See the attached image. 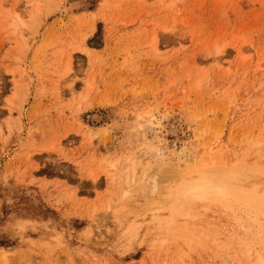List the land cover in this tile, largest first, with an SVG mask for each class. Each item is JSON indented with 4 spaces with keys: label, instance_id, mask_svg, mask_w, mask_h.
<instances>
[{
    "label": "rangeland",
    "instance_id": "obj_1",
    "mask_svg": "<svg viewBox=\"0 0 264 264\" xmlns=\"http://www.w3.org/2000/svg\"><path fill=\"white\" fill-rule=\"evenodd\" d=\"M236 185L264 200V0H0V264H260Z\"/></svg>",
    "mask_w": 264,
    "mask_h": 264
},
{
    "label": "bare ground",
    "instance_id": "obj_2",
    "mask_svg": "<svg viewBox=\"0 0 264 264\" xmlns=\"http://www.w3.org/2000/svg\"><path fill=\"white\" fill-rule=\"evenodd\" d=\"M216 184H218V185H220V186H222V187H225V189H224V193H228L229 191V187H231V186H228L227 187V180H225V179H220L219 181H216L215 182ZM235 186V185H234ZM237 186V185H236ZM207 187L206 186H200V187H195V188H193V189H191L190 191H189V193H187V194H183L182 196H184L183 197V199H185V200H183V202H181V203H177L178 204V207H182L183 205H184V203H187L188 205L189 204H195V203H198V202H206V201H210V200H213V199H215L214 198V196H213V194L212 193H210L207 189H206ZM228 190H227V189ZM233 188H235V189H237V191H241V189H238V188H240V187H238L237 186V188L236 187H233ZM232 191H234V190H232ZM231 191V192H232ZM235 192V194L237 193V195H235V196H239V200L240 201H243L244 200V198L245 199H249V200H251V202L253 203H256V204H258V205H260V206H264V200H259V199H257L255 196H254V194H248V192H244V191H242L244 194H241L240 193V191L239 192ZM183 191H181L180 193H182ZM233 193V192H232ZM239 194V195H238ZM240 194H241V196L243 197L242 198V200H241V196H240ZM234 196V197H235ZM182 199V198H181ZM176 202V201H175ZM248 202V201H247ZM246 202V203H247ZM251 203V204H252ZM187 204H186V206H187ZM172 226V225H171ZM1 252V251H0ZM1 254V253H0ZM6 254H7V252H2V256H6ZM260 257V256H259ZM261 258V257H260ZM261 259H263V258H261ZM260 260V259H259ZM259 260H257V261H259ZM264 262V260H260L258 263H260V264H262ZM264 264V263H263Z\"/></svg>",
    "mask_w": 264,
    "mask_h": 264
},
{
    "label": "snow or ice",
    "instance_id": "obj_3",
    "mask_svg": "<svg viewBox=\"0 0 264 264\" xmlns=\"http://www.w3.org/2000/svg\"><path fill=\"white\" fill-rule=\"evenodd\" d=\"M70 69L66 70V74H70ZM69 87H71V85L69 84Z\"/></svg>",
    "mask_w": 264,
    "mask_h": 264
}]
</instances>
